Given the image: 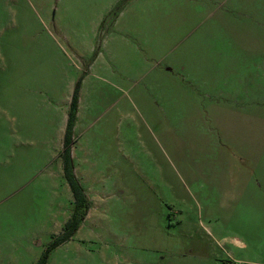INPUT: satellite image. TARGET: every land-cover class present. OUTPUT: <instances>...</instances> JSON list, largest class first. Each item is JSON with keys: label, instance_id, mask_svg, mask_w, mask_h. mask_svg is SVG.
<instances>
[{"label": "rangeland", "instance_id": "rangeland-1", "mask_svg": "<svg viewBox=\"0 0 264 264\" xmlns=\"http://www.w3.org/2000/svg\"><path fill=\"white\" fill-rule=\"evenodd\" d=\"M264 264V0H0V264Z\"/></svg>", "mask_w": 264, "mask_h": 264}, {"label": "trees", "instance_id": "trees-1", "mask_svg": "<svg viewBox=\"0 0 264 264\" xmlns=\"http://www.w3.org/2000/svg\"><path fill=\"white\" fill-rule=\"evenodd\" d=\"M78 89L79 83L76 82L68 104L61 152L62 176L71 195L72 210L68 219L62 226L61 232L52 238L47 248L34 264H45L48 253L58 245L68 241L74 235L89 208V204L84 191L79 186L73 175V169L70 160V143L72 140V129L76 117Z\"/></svg>", "mask_w": 264, "mask_h": 264}, {"label": "crops", "instance_id": "crops-1", "mask_svg": "<svg viewBox=\"0 0 264 264\" xmlns=\"http://www.w3.org/2000/svg\"><path fill=\"white\" fill-rule=\"evenodd\" d=\"M65 120H66V118H65ZM85 218V217H84ZM79 228V227H78Z\"/></svg>", "mask_w": 264, "mask_h": 264}]
</instances>
